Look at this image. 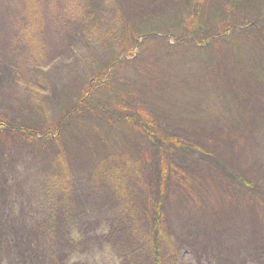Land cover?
Returning a JSON list of instances; mask_svg holds the SVG:
<instances>
[{
	"label": "rangeland",
	"instance_id": "obj_1",
	"mask_svg": "<svg viewBox=\"0 0 264 264\" xmlns=\"http://www.w3.org/2000/svg\"><path fill=\"white\" fill-rule=\"evenodd\" d=\"M0 119V264H264V0H0Z\"/></svg>",
	"mask_w": 264,
	"mask_h": 264
},
{
	"label": "trees",
	"instance_id": "obj_2",
	"mask_svg": "<svg viewBox=\"0 0 264 264\" xmlns=\"http://www.w3.org/2000/svg\"><path fill=\"white\" fill-rule=\"evenodd\" d=\"M89 92L91 91H87V92H83L84 96H82L81 100H87V98H89ZM89 94V95H88ZM83 102H87V101H83ZM116 106V105H115ZM140 114V113H139ZM142 114V115H141ZM141 118L144 120L145 125H151V117L149 115H147L146 113H141ZM2 122V119H0V123ZM138 127V126H137ZM139 129V127L137 128V130ZM174 143V141H172Z\"/></svg>",
	"mask_w": 264,
	"mask_h": 264
}]
</instances>
